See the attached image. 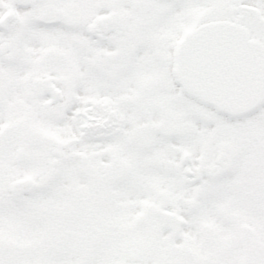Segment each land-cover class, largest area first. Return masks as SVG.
<instances>
[{"label": "snow or ice", "instance_id": "obj_1", "mask_svg": "<svg viewBox=\"0 0 264 264\" xmlns=\"http://www.w3.org/2000/svg\"><path fill=\"white\" fill-rule=\"evenodd\" d=\"M0 264H264V0H0Z\"/></svg>", "mask_w": 264, "mask_h": 264}]
</instances>
